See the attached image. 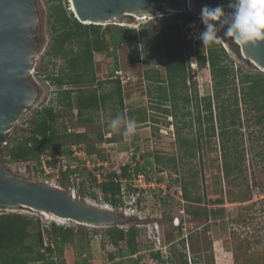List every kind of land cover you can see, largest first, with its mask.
I'll return each mask as SVG.
<instances>
[{"label":"rangeland","instance_id":"rangeland-1","mask_svg":"<svg viewBox=\"0 0 264 264\" xmlns=\"http://www.w3.org/2000/svg\"><path fill=\"white\" fill-rule=\"evenodd\" d=\"M59 1L62 6H67L68 0ZM51 5L47 4L45 0H39L40 34L45 43L35 60L34 68L36 69L45 63L44 54L51 36L49 25V6ZM68 8L66 7V9ZM172 16L174 14H164L155 20L139 21L134 19L130 24H123L124 27L134 29L138 33L137 46L119 45L115 52L116 61H113L109 52L94 54L95 74L100 80H108L109 67L113 62L118 64V72H121L122 77L126 80L123 85L126 107L123 111L94 112L92 122L87 124L78 123V118L75 117L76 111H73V119L62 118L57 122L59 131L66 126V134L85 133L89 138V147L94 152L92 155H86V146L72 145L77 148L76 157H72V160L60 157L55 169L50 170L45 166L46 169L43 168L44 172L42 173L35 168L34 161L6 163L3 152L4 166L13 174L29 180L52 184L66 193L73 190L75 197L85 199L98 206H104V204L101 202V194L98 193L96 184L103 179L105 174L112 171L119 172L125 165L130 166L131 169L135 165L141 166L144 173L139 172L133 181H122L126 206L129 207L126 208V211L132 220L127 224L117 226L123 229L135 226L140 229L141 233L137 238L140 252L135 256L141 258L139 264H159L152 258L151 254L153 253H159L162 260H168V252L156 251L158 248L160 249V245L167 249L164 245L166 243H170L172 248L186 252L187 257L191 260L199 251L196 250L194 253L189 249V246L191 244L198 246L200 253L195 256L197 264H264V124H255L249 114L244 116L245 106L239 104V109L242 112L241 126H239L240 145L237 152L232 153V158L233 161H235V156L241 158L242 173L235 176L240 183L239 187L228 185L222 172L224 158L217 136L219 129L215 108L213 111L214 125L216 126L215 138H211L209 144L202 142L200 148H196V139L199 133L195 120L196 101L193 96L197 95L198 98H201L208 93L213 95L209 73L206 70L198 71L195 61L191 62V74L194 76L187 83L186 90V93L191 96V100L185 105L181 100H178L176 109L173 108L172 102L158 101L157 97L162 92L156 89L154 82L148 81L144 76L148 70L150 74L157 71L162 79L165 78L164 67L156 64L159 55H154L149 48L154 43L156 44L152 32L158 34L162 29L172 25ZM182 27L183 25L181 31ZM225 51L236 66H241L250 73L262 72L253 64L244 61L238 54L230 50L229 52L227 48ZM146 56L153 60L152 64L144 63L143 60ZM31 76L38 86V97L14 125L15 128L13 127L14 129L12 128L8 133V137L24 136L25 133L21 129L27 127L30 117L43 107L55 105V87L49 84L44 77L36 75L35 71ZM193 81L194 86L192 85ZM104 86L108 89L110 85L105 83ZM65 87L68 88V86ZM118 114H122L124 119L130 118L136 121V131L131 138L125 134L123 127L116 133L107 127L110 120ZM141 116H145V122L138 121ZM176 126L179 128L181 138H186L192 147L178 139ZM99 132L103 134L102 142L96 139ZM106 139H114L118 142L109 143L105 141ZM188 147L195 152V155L190 158L184 156L181 158L183 151ZM156 156L160 158V163H156ZM227 156H229L228 153ZM45 160L47 161L48 157ZM46 161L42 160V164H45ZM68 165L73 166L75 174H69L70 178L68 177L66 180L62 177L59 166L63 170L64 166ZM47 172H50L49 177ZM194 172H196L195 175H193ZM190 180L195 181V187L191 189V194L202 198L199 205H188L181 198V181L190 182ZM127 183L141 190L136 192L139 193L138 197L142 198L141 211H138L139 207L133 206L136 195L127 192L125 186ZM90 193L97 194L98 199L92 200L88 196ZM240 193L246 195L248 199L244 202L237 200L241 196ZM219 196L224 199L222 206L210 204L209 200ZM188 206L190 209L199 208V206L224 208L225 212L222 217L217 220L210 219L207 224L203 223L202 219L191 220L188 215ZM124 209L113 210L123 212ZM12 212L39 219L45 225L56 222L34 211L19 209ZM175 217L183 219V222L180 220L178 226H182L185 248L182 246L180 236L173 228ZM57 224L72 227L80 235L74 238L73 243L64 247L61 257L64 264H82L84 259L87 264H110L113 261L110 255L118 256V247H113L108 243L105 227H81L71 221L57 222ZM205 225H207L208 231L204 235L202 231ZM155 227H159L161 243L152 241L156 235ZM190 234L193 236L191 240ZM81 244H85L82 251ZM53 259L59 263L60 258L57 255H53ZM117 260L118 258L114 259V261ZM126 262L127 260L123 259V263L126 264ZM188 262L193 263L190 260Z\"/></svg>","mask_w":264,"mask_h":264},{"label":"trees","instance_id":"trees-1","mask_svg":"<svg viewBox=\"0 0 264 264\" xmlns=\"http://www.w3.org/2000/svg\"><path fill=\"white\" fill-rule=\"evenodd\" d=\"M45 2L52 4L49 6L51 36L44 54L45 63L44 65L42 63L43 66L40 63L41 66L37 69L34 68V71L36 75L44 77L49 84L55 87V105L37 110L28 120L27 127L21 129L25 135L8 137L4 147L6 163L34 161L35 168L42 173L44 172L42 160L45 162L47 157L45 166L50 170L55 169L60 157H67L72 160L70 148L72 145L86 146L85 153L88 156L94 153L89 147V138L85 133L66 134V126L59 131L57 122L62 118L73 119V111H76L75 117L78 118V123L87 124L92 122L94 112L124 110L126 107L123 94L124 84L116 74L119 71L118 64L113 62L109 67L108 80H100L95 74L94 54H107L109 52L113 61H116L117 47L122 44L136 47L138 38V33L134 29L123 26L79 23L72 12L66 9L69 7L68 2L65 7L59 0H45ZM171 19L172 25L162 29L158 34L152 32L156 44L154 43L149 48L154 55H159L156 64L164 67L165 78L162 79L157 71L150 74L148 70L144 76L148 81L154 82L156 89L162 92L157 97L158 101L172 102L173 108L176 109L178 100H181L183 105L188 104L191 100V96L186 93L187 83L194 76L191 74V62L195 61L198 71L206 70L209 73L213 95L208 93L201 98H198L197 95L193 96L196 101L197 114L195 120L198 124L199 133L196 139V148L199 149L202 142L209 144L210 139L215 138L216 126L214 121L216 117L219 129L217 136L224 158L222 163L223 176L228 185L239 187L240 183L235 176L242 173L241 158L235 156V161L232 158V153L237 152L240 145L241 132L239 126H241L242 112L239 109V104L245 106L244 116L249 114L255 124H264V72L250 73L241 66H236L221 42L212 45L198 43L192 47L183 37L179 22L187 24L189 27L195 24L196 28L203 29L204 26L190 12L176 13ZM143 61L146 65L153 63V60L148 56ZM105 83L110 85L108 89L105 88ZM192 85H195L194 81ZM214 108L216 110L215 117ZM118 115L123 117L122 114ZM138 121L145 122V116L138 118ZM176 133L180 141L191 146L186 138H181L177 126ZM96 139L102 142L103 134L99 132ZM105 141L109 143L118 142L114 139H106ZM194 155L195 152L188 147L183 151L181 158L182 156L190 158ZM159 160L160 158L156 156V163H160ZM142 170L141 166L135 165L131 169L130 166L125 165L119 172L112 171L105 174L103 179L96 184L98 193L101 194L102 204L115 210L129 208L126 206L122 181H133L139 172L144 173ZM59 171L66 180L68 177L70 178L69 174H75V170H71L69 165L65 170L59 166ZM49 173L47 172L48 177L50 176ZM195 174L196 172L193 173V175ZM125 186L130 194L136 195V192L141 191L132 187L130 183L125 184ZM180 187L181 198L186 204L199 205L202 202L201 196L191 194V189L195 187V181H181ZM240 194L241 196L237 199L240 202L248 199L246 195ZM88 196L92 200L98 199L97 194L90 193ZM138 196L135 197L133 206L139 207L138 211H141L140 202L142 198ZM209 202L213 206L219 207L223 205L224 199L219 196L209 200ZM188 208V215L191 220L202 219L203 223L207 224L210 219L217 220L225 212L224 208H207L206 206L191 209L188 206ZM180 220L183 222L182 218ZM173 228H175L176 234L180 236L182 246L185 248L182 226H173ZM207 229V225H205L202 234L205 235ZM140 233V229L135 226L126 229L105 228L108 243L113 247H118V256L110 255L113 260L110 264H125L123 259L127 260L126 264H139L141 258L135 256L140 252V246L137 242ZM192 234H190V240L193 238ZM78 236L80 235L72 227L56 222L45 225L39 219L23 214L0 213V264H57L58 262L53 259V255L60 258L58 264H64V261L61 260L63 249L66 245L73 243L74 238ZM164 245L167 247L168 254L170 252L168 260H162L159 253L151 254L152 258L159 264H166L167 262L169 264H190L189 260L193 262L191 264H197L195 256L200 253L198 246L193 244L189 246V249L194 253L196 250L199 251L191 260L187 257L186 252L172 248L170 243ZM84 247L85 244H81V251ZM151 247L153 249V246ZM117 258L118 260L114 261ZM82 264H87V261L84 259Z\"/></svg>","mask_w":264,"mask_h":264},{"label":"water","instance_id":"water-1","mask_svg":"<svg viewBox=\"0 0 264 264\" xmlns=\"http://www.w3.org/2000/svg\"><path fill=\"white\" fill-rule=\"evenodd\" d=\"M69 4L79 23L101 26L185 11L200 19L205 5H223L230 11L229 0H69ZM40 21L39 0H0V213L24 209L94 228L127 224L132 217L124 212L74 198L57 186L23 178L4 166L8 133L38 97L31 73L45 43ZM219 35L228 50L264 72V42L244 47L224 35V30Z\"/></svg>","mask_w":264,"mask_h":264},{"label":"clouds","instance_id":"clouds-1","mask_svg":"<svg viewBox=\"0 0 264 264\" xmlns=\"http://www.w3.org/2000/svg\"><path fill=\"white\" fill-rule=\"evenodd\" d=\"M68 5V9L71 11L69 0ZM228 8L230 11L226 12L223 5L203 6L199 19L204 26L203 31L195 35L194 38L199 39L203 45L217 44L220 42L219 33L224 30V35L233 37L240 46L246 47L257 42H264V0H229ZM118 26L124 27L123 24ZM190 27L194 28L195 24ZM107 127L114 133L119 132L123 127L125 134L131 138L136 131L137 124L133 119H124L118 115L110 120ZM68 194L71 195V193ZM73 197L75 198V196ZM104 206L111 208L108 205ZM123 212L126 213V209ZM174 226L178 225L174 224ZM155 230L156 235L154 236L161 238L159 227H155Z\"/></svg>","mask_w":264,"mask_h":264},{"label":"built area","instance_id":"built-area-1","mask_svg":"<svg viewBox=\"0 0 264 264\" xmlns=\"http://www.w3.org/2000/svg\"><path fill=\"white\" fill-rule=\"evenodd\" d=\"M179 24H180V26H182L183 25V27H182V35H183V37L185 38V40L192 46V47H195L198 43H202L199 39H196V38H194V36L195 35H197L199 32H201V31H203V29L202 28H196V27H189V25H187V24H184V23H181V22H179ZM34 73V71L32 72V74ZM118 76H119V78L121 79V82L124 84V83H126V80L122 77V74H121V72H117L116 73ZM5 145H6V142H5ZM76 149L77 148H75L74 146H72V148H71V151H72V157H76V155H77V153H76ZM42 166H43V168L44 169H46L45 168V164H42ZM72 170L74 169L73 168V166H69ZM67 168V166H64V170ZM132 186V185H131ZM132 187H134V186H132ZM136 188V187H135ZM138 192H140V191H138ZM70 193H71V195L72 196H75V193H74V191L72 190V191H70ZM138 194L139 193H136V196H138ZM126 213H127V211H126ZM174 224L175 225H179L180 224V219L178 218V217H175L174 218ZM154 241H158V242H160L161 243V240H160V238L159 237H157V236H154ZM160 247V249L158 248L156 251H166V253H167V249H165V247H161V245L159 246ZM163 248V249H162ZM165 249V250H164Z\"/></svg>","mask_w":264,"mask_h":264},{"label":"bare ground","instance_id":"bare-ground-1","mask_svg":"<svg viewBox=\"0 0 264 264\" xmlns=\"http://www.w3.org/2000/svg\"><path fill=\"white\" fill-rule=\"evenodd\" d=\"M167 12H169V11H167ZM158 17H162V15H154V16H150V17H142V18L135 17V20L142 21L143 19H156V18H158ZM122 24H123V23H122ZM223 46H225V47L227 48V46H226L225 44H223ZM228 51H229V50H228ZM229 52H230V51H229ZM41 214H43V213H41ZM43 215L46 216V217H48V218H50L51 220L56 221V222L65 223V220L55 219V218L50 217V216L45 215V214H43Z\"/></svg>","mask_w":264,"mask_h":264}]
</instances>
